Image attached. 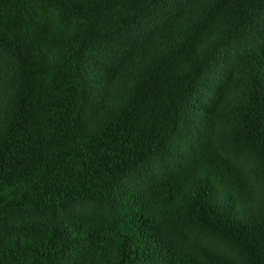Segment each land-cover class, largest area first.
<instances>
[{
  "label": "trees",
  "instance_id": "1",
  "mask_svg": "<svg viewBox=\"0 0 264 264\" xmlns=\"http://www.w3.org/2000/svg\"><path fill=\"white\" fill-rule=\"evenodd\" d=\"M136 29L169 32L142 50L134 87L108 108L95 101L85 53ZM230 44L243 58L233 86L195 107L197 143L169 171L121 190L186 131L190 98ZM2 53L19 71H0V264H235L187 247L189 227L264 264V216L248 175L215 141L217 120L232 116L234 138L264 170V0H0ZM82 202L94 207L69 216ZM30 213L55 221L8 225Z\"/></svg>",
  "mask_w": 264,
  "mask_h": 264
},
{
  "label": "rangeland",
  "instance_id": "2",
  "mask_svg": "<svg viewBox=\"0 0 264 264\" xmlns=\"http://www.w3.org/2000/svg\"><path fill=\"white\" fill-rule=\"evenodd\" d=\"M153 21L154 18L152 16ZM152 24V23H151ZM156 28L155 24H152ZM134 35L102 36L91 45L85 53V72L90 80L91 86L95 89V101L106 105L108 108L123 100L137 81V75L144 66L142 50L147 49L153 41L157 40L169 29H136ZM244 48L241 45H224L218 55L217 64L209 70L208 84L202 91L197 92L190 98L192 111L186 113L187 129L184 133L173 137L167 144L164 154L154 156L145 161L141 168L134 173L121 179L119 182L121 190L137 188L146 183L156 175L169 171L173 161L184 153H187L190 146L197 143L203 118L195 113V107H204L218 100L217 95L223 93L233 86L230 76L235 71L243 58ZM0 71L2 77L17 73V61L9 53L0 55ZM234 71V72H233ZM104 77V79L100 77ZM2 92L0 95L2 96ZM5 99L10 96L4 95ZM237 98H235L236 100ZM238 102V101H235ZM1 108V107H0ZM3 116H0V119ZM233 117L225 115L217 120L215 141L220 151L247 175L252 187L253 201L259 214L264 216V170L262 161L245 145H241L234 138L231 129ZM1 125V121H0ZM94 204L79 203L68 211L69 216L93 208ZM55 219L50 215L30 213L18 216L8 225L11 227L23 228L32 225L47 227ZM188 238L187 247L193 249L197 244H203L209 249L228 256L235 264H246L244 255L229 242H225L210 233H204L195 227L185 230Z\"/></svg>",
  "mask_w": 264,
  "mask_h": 264
}]
</instances>
